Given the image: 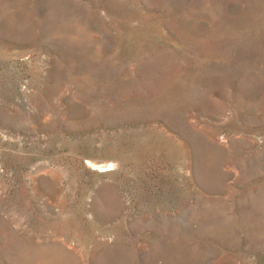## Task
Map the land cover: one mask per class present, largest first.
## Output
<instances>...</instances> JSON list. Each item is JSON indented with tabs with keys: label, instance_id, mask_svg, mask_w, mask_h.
<instances>
[{
	"label": "rangeland",
	"instance_id": "obj_1",
	"mask_svg": "<svg viewBox=\"0 0 264 264\" xmlns=\"http://www.w3.org/2000/svg\"><path fill=\"white\" fill-rule=\"evenodd\" d=\"M0 264H264V0H0Z\"/></svg>",
	"mask_w": 264,
	"mask_h": 264
}]
</instances>
